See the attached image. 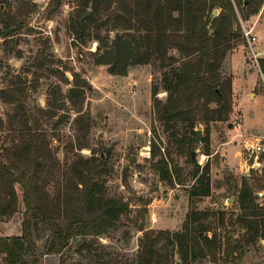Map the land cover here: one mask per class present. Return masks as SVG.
Wrapping results in <instances>:
<instances>
[{
    "label": "rangeland",
    "instance_id": "1",
    "mask_svg": "<svg viewBox=\"0 0 264 264\" xmlns=\"http://www.w3.org/2000/svg\"><path fill=\"white\" fill-rule=\"evenodd\" d=\"M257 1V13L239 20L242 36L216 70L223 106L215 99L206 107L203 99L197 102L196 113L202 120L194 131L202 130L200 142L197 146L185 143L179 149L170 143L171 130L155 111V101L163 104L168 96L162 87L164 73L186 61L176 50L168 51L167 56L176 61L166 62L165 67L152 57L148 64L128 66L125 72L117 67L114 74L111 64H96L101 54L97 50L125 31L121 25L114 28V11L105 12L103 3L96 11L83 0H0V163L27 165L33 159V154L14 155L12 149L20 142V133L26 140L33 132L28 117L37 120L35 131L44 138L38 144L42 168L36 200L42 203V215L54 219L32 218L29 262L137 264L146 236L153 241L158 232L187 235L191 226L184 225L196 210L206 214L200 222L211 226L207 236L215 233L220 248L215 262L197 259L189 264H228L235 256H240L237 264H264V241L242 228L244 212L239 207L245 185L252 212L264 211V195L258 196L264 194V76L260 69L264 0ZM87 10L89 16L79 23ZM244 29L251 31L253 42L248 43ZM181 101L185 104L184 95ZM217 108L225 111L223 119L209 120L208 113ZM174 125L178 137L189 134L186 123ZM161 159L173 174L172 185L161 180L156 167ZM86 160L92 162L89 179L97 195L126 209L101 233L77 237L62 253L49 254L52 228L64 210L75 209L79 202L73 168H86ZM207 163L210 195L190 200L194 173L199 175ZM15 189V212L9 217L0 215L1 238L22 235L26 209L21 189ZM220 213L224 214L222 222ZM51 222L55 224L48 225ZM0 264H6L1 257ZM170 264L185 263L175 254Z\"/></svg>",
    "mask_w": 264,
    "mask_h": 264
},
{
    "label": "trees",
    "instance_id": "2",
    "mask_svg": "<svg viewBox=\"0 0 264 264\" xmlns=\"http://www.w3.org/2000/svg\"><path fill=\"white\" fill-rule=\"evenodd\" d=\"M83 1L85 5L91 4L96 11L101 3H103L105 12L113 10L114 28L121 25L125 31L120 36L116 35L109 46L102 44L98 48L97 52L101 54L98 55L96 64H111L113 73L117 67L125 72L128 66L146 65L152 57H155L161 62L162 67H165L166 62L176 61L173 57L167 56L169 50H176L186 60L180 67L164 73L162 87L167 91L168 96L163 104L155 101V111L158 120L171 130L170 143H176L179 149H182L185 143L192 145L194 139L191 136H196L194 128L202 120L196 113L197 102L203 99L206 107L212 99H215L218 106H223V93L219 89L216 70L222 66L226 54L235 48V41L242 36L239 20L245 21L249 15L256 14L260 3L257 0ZM253 6H255L254 9ZM214 10H219V13L211 20ZM244 10H248L247 13ZM260 69L264 76V59L260 61ZM187 88L189 92L185 91ZM228 88L230 89L229 84ZM156 92L157 89H154L153 95ZM183 95L186 99L185 104L181 101ZM20 108L23 109L22 106ZM224 113L225 111L221 112L218 108L210 111L208 114L211 115V119L209 120L221 121ZM28 120H32L33 132L26 140L20 133V142L15 149H12V154H33V159L27 165L23 162L13 165L10 161L6 164L0 163V215L9 217L15 212L18 203L15 186L22 191V202L26 209V219L22 223V235L10 238L0 237V257L6 264H36L35 261L29 262L26 258L31 250L27 243L30 222L32 218L54 220L52 217L42 215L45 214L42 203L36 200L39 182L37 175L42 168V163L38 162L41 151L38 144L44 135L35 131L37 120L31 116ZM28 120H25V125ZM181 121L186 123L190 135L185 134L178 137L173 127L176 122ZM4 150L7 152L6 149ZM90 163H92L91 160H86V168L78 166L73 168L78 178L76 187L79 190V202L75 209L64 210L59 217L61 221L52 228L49 254L62 253L68 247L70 240L77 237L101 233L105 228L111 227L126 209L124 205H117L97 195L96 185L90 184L91 171L88 169ZM156 167L161 180L172 185L173 174L169 171L167 162L161 159L156 163ZM209 171L207 163L202 167L199 175L198 171L194 173V184L188 191L190 200H201L210 195ZM79 185L81 189L78 188ZM245 187L244 185L239 197V207L244 212L241 221L242 228L252 231L253 238L264 241V211L252 212V201L249 205V194L247 193L249 191L245 190ZM93 206L96 209L91 212ZM29 213H32L30 218L27 217ZM203 216L206 218V214L196 210L191 211L187 220L188 224L184 225L185 228L191 226V229H186L188 230L187 235L182 232L172 235L158 232L157 239L153 241L146 236L141 245L142 251L137 264H170V259L175 254H178L181 262L185 264L197 259H210L215 262L220 248L219 241L215 233L211 237L207 236L212 228L200 222ZM223 216L224 214L220 213V222L223 221ZM250 217L253 221H246ZM51 224L55 223H48V225ZM166 235L167 237H164ZM162 240L165 241L164 244H160ZM78 245L81 246V242ZM239 262L240 256H235L228 264Z\"/></svg>",
    "mask_w": 264,
    "mask_h": 264
},
{
    "label": "water",
    "instance_id": "3",
    "mask_svg": "<svg viewBox=\"0 0 264 264\" xmlns=\"http://www.w3.org/2000/svg\"><path fill=\"white\" fill-rule=\"evenodd\" d=\"M89 14H90V11L89 10L85 11V13L78 19V22L81 23V21L84 18H86L87 16H89ZM216 16H217V10H214L212 12L211 20H213ZM209 26H210V23H209L208 27ZM229 126H231V125H229ZM201 135H202V130H200V129L197 130L196 131V136H195V139H194V146H197L198 143L200 142ZM194 155H195V151H192L191 152V157L193 158Z\"/></svg>",
    "mask_w": 264,
    "mask_h": 264
},
{
    "label": "built area",
    "instance_id": "4",
    "mask_svg": "<svg viewBox=\"0 0 264 264\" xmlns=\"http://www.w3.org/2000/svg\"><path fill=\"white\" fill-rule=\"evenodd\" d=\"M244 36L247 39L248 43H251V42H253L255 40L253 35H251V31H247V30L244 29ZM260 150L261 149L258 148V149H256V152H258ZM262 152L264 153V149H262ZM263 165H264V161H263ZM263 195H264L263 193H258L259 197H262Z\"/></svg>",
    "mask_w": 264,
    "mask_h": 264
},
{
    "label": "crops",
    "instance_id": "5",
    "mask_svg": "<svg viewBox=\"0 0 264 264\" xmlns=\"http://www.w3.org/2000/svg\"><path fill=\"white\" fill-rule=\"evenodd\" d=\"M262 6H263V7H262V11H261V12H263V11H264V2H263V4H262Z\"/></svg>",
    "mask_w": 264,
    "mask_h": 264
}]
</instances>
